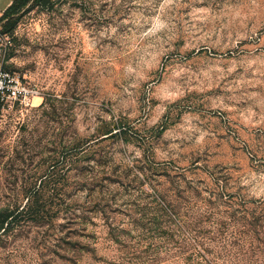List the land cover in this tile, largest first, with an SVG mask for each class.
I'll list each match as a JSON object with an SVG mask.
<instances>
[{
    "label": "rangeland",
    "instance_id": "374dc122",
    "mask_svg": "<svg viewBox=\"0 0 264 264\" xmlns=\"http://www.w3.org/2000/svg\"><path fill=\"white\" fill-rule=\"evenodd\" d=\"M0 36L35 93L0 104V264H264V0H53Z\"/></svg>",
    "mask_w": 264,
    "mask_h": 264
},
{
    "label": "trees",
    "instance_id": "16d2710c",
    "mask_svg": "<svg viewBox=\"0 0 264 264\" xmlns=\"http://www.w3.org/2000/svg\"><path fill=\"white\" fill-rule=\"evenodd\" d=\"M53 0H12L0 15L1 33H10L17 25L22 13L28 12L33 8L50 9ZM10 214L0 213V225L7 222Z\"/></svg>",
    "mask_w": 264,
    "mask_h": 264
},
{
    "label": "built area",
    "instance_id": "2783aa9c",
    "mask_svg": "<svg viewBox=\"0 0 264 264\" xmlns=\"http://www.w3.org/2000/svg\"><path fill=\"white\" fill-rule=\"evenodd\" d=\"M6 39L0 36V51L6 47ZM35 93L22 87L14 76L2 68V60L0 57V104L12 100H25L27 97Z\"/></svg>",
    "mask_w": 264,
    "mask_h": 264
},
{
    "label": "crops",
    "instance_id": "0c3cea01",
    "mask_svg": "<svg viewBox=\"0 0 264 264\" xmlns=\"http://www.w3.org/2000/svg\"><path fill=\"white\" fill-rule=\"evenodd\" d=\"M12 0H10V2H11ZM10 2L6 5V7L10 4ZM5 7V8H6ZM5 8L0 12V15H1V13L5 10Z\"/></svg>",
    "mask_w": 264,
    "mask_h": 264
}]
</instances>
